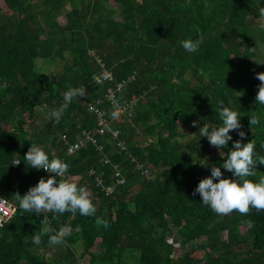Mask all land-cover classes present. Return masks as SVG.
<instances>
[{"label":"trees","instance_id":"16d2710c","mask_svg":"<svg viewBox=\"0 0 264 264\" xmlns=\"http://www.w3.org/2000/svg\"><path fill=\"white\" fill-rule=\"evenodd\" d=\"M0 1L5 8H0V189L17 208L0 225V264H264V210L217 214L193 195L241 139L231 131L233 141L206 157L210 143L199 128L218 126L220 100L239 111L246 133L242 143L254 140L256 153L264 157V105L255 102L264 55V0ZM187 39L201 41L194 53L182 48ZM98 58L112 81H94ZM48 60L64 63L55 78L38 68V61ZM131 75L135 79L116 93L115 102L107 100L106 93ZM70 88L85 94L68 104L58 123L49 119ZM98 100L109 126L119 132L117 139L111 131L99 133L98 118L88 111ZM130 101L132 108L119 113V105ZM252 117L259 123L251 124ZM84 132L93 133L104 150L88 144L66 155L67 144ZM188 134L192 138L181 144ZM119 141L125 150L117 147ZM31 145L69 164L59 179L88 189L95 216H38L17 207V194L48 175L27 166ZM132 160L149 166L153 180L140 176ZM116 164L126 182L105 196L96 177L114 184ZM255 167L250 180H259L264 164ZM61 228L70 235L59 250L48 241ZM171 230L183 249L179 257L168 241ZM34 234H40V245L32 243Z\"/></svg>","mask_w":264,"mask_h":264},{"label":"clouds","instance_id":"9594fccd","mask_svg":"<svg viewBox=\"0 0 264 264\" xmlns=\"http://www.w3.org/2000/svg\"><path fill=\"white\" fill-rule=\"evenodd\" d=\"M264 15V9L260 12ZM201 41L187 39L181 41L182 48L188 53L197 51ZM100 59V58H99ZM100 70V69H99ZM99 72V71H98ZM94 79V78H93ZM257 79L261 81L258 85V92L255 97L256 104L264 105V73H257ZM83 88H70L63 94L65 103L57 109L48 113V118L59 122L68 104L77 97H83ZM218 126L203 124L199 128L200 137H206L211 146L218 149L228 146L229 141H233L231 131H237L239 140L233 141L231 151L227 154L222 166L211 167V175L203 178L194 189L193 195L199 194L202 204L210 207L217 214L227 215L233 211H238L245 215L250 208L264 210V177L259 180H250L253 176L257 164H264V157H259L256 153L254 140L242 143L246 133L241 131L239 111L232 106V102H219ZM250 123H259L258 117H252ZM197 122L193 121V126ZM24 160L27 166L36 170L43 169L48 175L41 177L35 186L24 194H17V207L27 213L41 215L44 212L54 214H64L77 212L82 216H95L96 207L85 186L70 182L67 179L61 180L60 177L66 176L69 172V164L60 158H49V155L38 145H31L25 154ZM258 161V162H257ZM221 168L232 173L233 178H224ZM98 224L107 228L106 221L97 219ZM70 235L66 228H61L58 233L49 236V244L56 245L63 242V238ZM32 243L41 244L40 234L32 236Z\"/></svg>","mask_w":264,"mask_h":264},{"label":"built area","instance_id":"2783aa9c","mask_svg":"<svg viewBox=\"0 0 264 264\" xmlns=\"http://www.w3.org/2000/svg\"><path fill=\"white\" fill-rule=\"evenodd\" d=\"M97 63L100 67V70L97 74L93 76L94 81L98 84H103L109 81L113 80V75L111 72H109L106 69L105 64L102 62L101 59H97ZM135 79L134 75H131L127 79L122 80L120 83H118L116 90H109L106 93V98L111 103L115 102L116 99V93L119 91H122L128 84H130ZM134 98V97H133ZM135 100V99H133ZM100 101H96L94 104H89L88 111L93 112L97 118H98V126L100 127L99 133L105 132V130L111 131L112 139H117L119 132L117 130H112L111 127L108 124V121L105 117V113L101 110H99L98 105ZM134 105L133 101H130L126 105H119V113H124L132 108ZM88 144L95 145L98 149V151L102 152L104 150V146L100 145L96 142V138L94 137L93 133L91 132H84L80 137L76 139L73 143L67 144L66 147V155H74L82 148L86 147ZM117 147L120 150H125V144L123 141H119L117 143ZM134 163V170L137 171L140 176H142L146 180H153L154 175L152 173V170L149 166H146L136 160H132ZM105 164H108V160H104ZM18 160L13 161V165H18ZM44 171V170H43ZM45 172V171H44ZM91 175H94L95 172L91 170ZM112 178L115 181L112 185H104L103 181L100 177H96V186L100 187L102 191L105 193V196H111L114 193L115 187L125 184L126 180L123 177L121 171L119 170V167L116 165L113 166V173ZM17 208L16 206L11 203L10 201L6 200L3 196V191L0 189V225L2 223L8 222L13 215L15 214Z\"/></svg>","mask_w":264,"mask_h":264},{"label":"rangeland","instance_id":"374dc122","mask_svg":"<svg viewBox=\"0 0 264 264\" xmlns=\"http://www.w3.org/2000/svg\"><path fill=\"white\" fill-rule=\"evenodd\" d=\"M0 8H2L3 11H5V8L2 6V3L0 1ZM60 22H64L63 18H59ZM259 66L258 69L261 70L260 73H264V55H263V59L261 61H259ZM38 68L40 71L46 73L47 75H49L51 78H55L58 74H60L63 71L64 68V63L62 61L59 60H48V61H38L37 62ZM182 132L186 133L187 129L186 128H182L181 129ZM192 138V135L188 134L185 138H180V143L181 144H185L189 142V139ZM219 149L211 146L209 144L208 149L206 150V157L208 158L209 156L213 155L214 152H218ZM260 176L264 177V167L260 169ZM70 181V180H69ZM75 181V180H74ZM72 181V182H74ZM170 233H172L171 235H169L168 237V241L169 242H173L172 237L175 238V231L171 230L169 231ZM174 256L175 257H179L183 254V249L180 247V245L175 241L174 239ZM80 244L77 243L76 247L79 246ZM57 249H63V245L62 244H57ZM56 249V250H57ZM80 249V248H79ZM78 249V250H79ZM79 264H88L86 260H79L78 262Z\"/></svg>","mask_w":264,"mask_h":264}]
</instances>
